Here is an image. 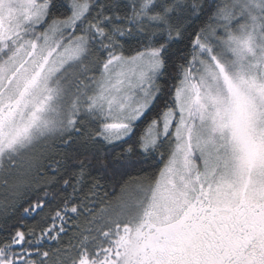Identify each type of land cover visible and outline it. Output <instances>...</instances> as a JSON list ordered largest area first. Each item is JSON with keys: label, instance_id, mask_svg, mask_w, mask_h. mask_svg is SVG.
<instances>
[{"label": "snow or ice", "instance_id": "1", "mask_svg": "<svg viewBox=\"0 0 264 264\" xmlns=\"http://www.w3.org/2000/svg\"><path fill=\"white\" fill-rule=\"evenodd\" d=\"M0 264H264V0H0Z\"/></svg>", "mask_w": 264, "mask_h": 264}, {"label": "trees", "instance_id": "2", "mask_svg": "<svg viewBox=\"0 0 264 264\" xmlns=\"http://www.w3.org/2000/svg\"><path fill=\"white\" fill-rule=\"evenodd\" d=\"M154 163H155V162H154ZM155 171H156V169H155V167L153 166V168H152L151 171L149 172V175L155 174ZM99 178H100L102 181L105 179V176H104V173H103V172L99 173Z\"/></svg>", "mask_w": 264, "mask_h": 264}]
</instances>
